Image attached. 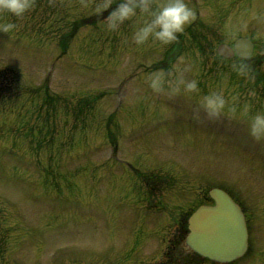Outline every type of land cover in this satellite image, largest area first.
<instances>
[{
	"label": "rangeland",
	"instance_id": "obj_1",
	"mask_svg": "<svg viewBox=\"0 0 264 264\" xmlns=\"http://www.w3.org/2000/svg\"><path fill=\"white\" fill-rule=\"evenodd\" d=\"M120 2L34 0L22 17L0 11V264H51L52 252L64 246L66 257L79 258L75 247L98 254L108 242L103 235L117 232L144 237L145 230L120 216L115 206L134 196V207L146 210L147 218L159 202L164 204L177 180H185L183 201L170 198L169 213L150 218L146 229L151 236L135 261L143 255L151 264L165 262L177 205L190 206L199 182L226 187L264 217V141L252 143L248 134L249 118L264 112V99L259 100L264 85L255 86L234 63L213 57L217 43L246 35L257 42L253 58L264 59V0H186L197 17L194 31L186 33L191 22L178 34L180 43L163 45L150 38L139 46L132 34L146 16L125 21L116 31L106 28ZM101 10L107 19L71 29L75 21ZM7 24L15 27L4 32ZM169 53L174 59L166 64ZM156 67L161 72L154 74ZM193 80L198 91L190 92L187 85ZM213 91L226 100L217 118L198 107V100ZM118 103L123 106L117 111ZM114 158L152 177L143 183L158 179L149 184L161 188L154 200L142 198L144 184L116 166ZM72 183H77L75 191ZM105 183L104 200H99ZM58 193L81 206L65 203L51 215L49 202L56 203ZM256 225L251 251L237 264H264V223ZM153 227L163 228L161 237L152 236ZM93 229L99 234L93 236ZM62 258L59 264L69 261Z\"/></svg>",
	"mask_w": 264,
	"mask_h": 264
},
{
	"label": "clouds",
	"instance_id": "obj_2",
	"mask_svg": "<svg viewBox=\"0 0 264 264\" xmlns=\"http://www.w3.org/2000/svg\"><path fill=\"white\" fill-rule=\"evenodd\" d=\"M34 4V0H0V11L7 12L16 17L24 16ZM106 4L105 7H110ZM138 15L147 19L136 28L132 39L136 45H143L151 38L163 45L175 42L178 34L185 30L195 19V13L186 0H162L153 5L151 0H121L109 14L106 28L116 31L127 20ZM15 25L3 26V31L8 32ZM240 75L246 74V66L237 64L233 66ZM157 87V82H153ZM190 92L198 91L197 82L193 80L187 85ZM226 100L222 92H210L198 100V107L209 118H217L224 114ZM248 134L256 141H264V112L250 117L248 120Z\"/></svg>",
	"mask_w": 264,
	"mask_h": 264
},
{
	"label": "water",
	"instance_id": "obj_3",
	"mask_svg": "<svg viewBox=\"0 0 264 264\" xmlns=\"http://www.w3.org/2000/svg\"><path fill=\"white\" fill-rule=\"evenodd\" d=\"M235 53L249 57L252 44L246 39H239L234 44ZM218 53L230 56L228 47H220ZM210 196L215 201L214 207H201L189 220L190 234L187 246L203 257L223 264L241 256L246 250V229L239 208L222 191L214 189Z\"/></svg>",
	"mask_w": 264,
	"mask_h": 264
}]
</instances>
